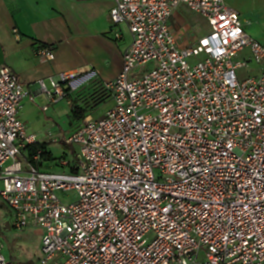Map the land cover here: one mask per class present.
I'll return each mask as SVG.
<instances>
[{"label": "built area", "instance_id": "obj_1", "mask_svg": "<svg viewBox=\"0 0 264 264\" xmlns=\"http://www.w3.org/2000/svg\"><path fill=\"white\" fill-rule=\"evenodd\" d=\"M182 4L211 27L192 45L169 26ZM110 18L133 40L105 83L113 105L65 139L80 147L75 166L60 162L70 172L24 156L39 143L20 116L34 97L0 68V197L15 228H44L40 264H264V44L225 0H114ZM37 54L55 58L49 45ZM250 62L260 72L240 77ZM46 93L64 96L59 83ZM68 190L75 200L59 197ZM3 250L0 238V264H16Z\"/></svg>", "mask_w": 264, "mask_h": 264}, {"label": "crops", "instance_id": "obj_2", "mask_svg": "<svg viewBox=\"0 0 264 264\" xmlns=\"http://www.w3.org/2000/svg\"><path fill=\"white\" fill-rule=\"evenodd\" d=\"M225 2L237 10L232 0ZM113 5L114 0H0V68L9 67L33 95L34 100H23L20 116L29 133L37 134L46 148L48 136L43 129L68 116L96 118L93 112L102 102L80 101L82 89L91 85L92 98H100L106 94L105 83L123 69L124 53L133 35L126 25H113ZM169 26L181 45L195 44L211 33L207 19L183 4L174 8ZM247 28L248 23V32ZM45 45L53 48V60L39 58L37 51ZM248 53L247 48L242 55ZM257 67L255 74L260 72ZM91 71L96 76L81 81L77 89L62 80V75L81 77ZM54 83L61 85L64 96L50 102L46 89L53 90ZM110 100L113 103L112 97Z\"/></svg>", "mask_w": 264, "mask_h": 264}, {"label": "rangeland", "instance_id": "obj_3", "mask_svg": "<svg viewBox=\"0 0 264 264\" xmlns=\"http://www.w3.org/2000/svg\"><path fill=\"white\" fill-rule=\"evenodd\" d=\"M236 4L237 11L248 23V33L255 39L264 43V0H232ZM235 9V8H234ZM253 34V35H252ZM150 68V65L139 67L138 73H142ZM258 72L257 64L250 62L247 68L240 69L238 74L245 77ZM91 85H86L82 89L80 101L92 102ZM113 105L108 98L98 106L93 112L96 118L103 114ZM81 120L73 117H66L53 127L48 125L43 129L47 134V149L49 157L42 167L45 171L70 172L71 166L78 162L80 147L77 144H66L65 139L79 126ZM34 131V130H33ZM36 131V130H35ZM29 132V130H28ZM23 156V155H22ZM22 159V157H20ZM65 159L71 162V166L63 167L60 162ZM3 187L0 182V189ZM62 200L72 201L77 198L76 190L59 191ZM44 228L35 222H30L23 229L14 226L13 211L9 205L0 197V238L4 243L3 253L8 260H14L16 264H40L42 248V238Z\"/></svg>", "mask_w": 264, "mask_h": 264}, {"label": "trees", "instance_id": "obj_4", "mask_svg": "<svg viewBox=\"0 0 264 264\" xmlns=\"http://www.w3.org/2000/svg\"><path fill=\"white\" fill-rule=\"evenodd\" d=\"M103 89H104V91L106 92V94H102L101 95V97L100 98H92V102L91 103H95V104H99L100 102H104L105 100H107L108 98L110 99L111 98V94H110V92L105 88V86L103 87ZM103 91V92H104ZM93 96V95H92ZM96 97H98V96H96ZM100 99H101V101H100ZM74 113H76L77 114V110H76V108H74ZM85 117H87V116H85ZM85 117H83V118H85ZM82 118V117H81ZM80 119V118H79ZM41 150V159H42V163H41V166H44V163H45V161L48 159V158H50L49 157V151L47 150V148H46V145H45V143H42V142H39V143H35V144H29L27 147H26V149H25V151H24V156L28 159V160H33V156L35 155V154H37L38 153V151H40Z\"/></svg>", "mask_w": 264, "mask_h": 264}]
</instances>
